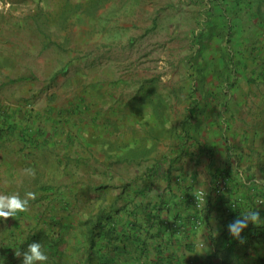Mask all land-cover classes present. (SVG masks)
Returning a JSON list of instances; mask_svg holds the SVG:
<instances>
[{
  "label": "crops",
  "instance_id": "0c3cea01",
  "mask_svg": "<svg viewBox=\"0 0 264 264\" xmlns=\"http://www.w3.org/2000/svg\"><path fill=\"white\" fill-rule=\"evenodd\" d=\"M258 37L255 42L264 45V36ZM223 55L219 68L225 65ZM251 57V64L249 58L239 59L232 77L216 64L207 67V81L201 87L211 90L202 101H196L200 107L205 104L202 110L196 108L193 115L184 117L191 120L187 132L182 125L173 127L171 103L152 93L147 80L141 78L137 87L145 86L147 92L129 99L119 94L115 108H109L115 95L104 108L101 105L106 99L96 98L100 107L91 118L93 126L76 129L68 152L55 149L46 161L34 153L44 148L20 152L34 165L33 180L24 185L21 171L14 166L13 185L3 183L1 190L21 197L27 190L35 192L29 210L44 197L49 202L54 187L66 186L61 173L72 177L73 183L64 190V199L54 198L62 203H56L59 207L51 213L59 226L50 231L60 238L23 241L29 224H18L14 228L18 240L0 239V264H22L23 255L15 253H23L33 242L41 243L48 256L44 264H200L218 250L224 253L236 245L240 263L264 264V46L253 49ZM145 71L142 69V77H148ZM193 77L197 82V76ZM228 81L233 87L229 95L223 92ZM152 102L153 107L160 102L164 112L161 106L151 109ZM193 120L204 124L196 127ZM70 133L67 131L68 137ZM76 139L79 144L69 153ZM40 162L42 170H38ZM9 168L2 167L4 177L11 174ZM199 189L205 190L206 198L195 211L189 199ZM152 194L161 197L158 205L150 204ZM92 201L93 210H89ZM151 209L158 210V215ZM249 211H258L261 217L257 225L250 223L242 231L241 237L252 242L246 246L245 240L241 243L229 234L227 226ZM159 216L169 219L173 227L151 226V220ZM160 243L167 248L158 250Z\"/></svg>",
  "mask_w": 264,
  "mask_h": 264
},
{
  "label": "rangeland",
  "instance_id": "374dc122",
  "mask_svg": "<svg viewBox=\"0 0 264 264\" xmlns=\"http://www.w3.org/2000/svg\"><path fill=\"white\" fill-rule=\"evenodd\" d=\"M261 35L264 0H0V194H6L1 190L3 183L13 185L14 166L21 171L24 185L33 180L26 170H33L34 165L20 152L29 154L30 147L38 151L44 148L34 152L44 161L55 149L65 152L76 129L93 126L91 118L100 107L96 98L101 95L106 99L101 105L104 108L115 95L109 107L115 108L119 94L129 99L140 91L147 92L145 86L137 87L141 78L147 80L152 93L171 103L173 127L182 125L187 132L191 120L184 117L193 115L196 108L202 110L205 104L200 107L196 101H202L211 90L201 87V82L207 81V67L221 66L224 54L225 65H217L219 71L227 69L229 76L236 75L240 60L249 58L247 63L251 64L253 49L263 48L255 42ZM142 69L149 70L145 71L148 77H142ZM227 83L223 92L229 95L233 87ZM159 103L153 107L152 102L151 109L161 106L164 112ZM194 123L196 127L204 124ZM67 131L74 132L68 137ZM27 135L30 138L26 139ZM77 140L69 153L79 144ZM3 166L12 168L6 177ZM38 166L42 170L41 162ZM47 175L46 169L44 177ZM65 176L61 173L66 186L54 187L49 202L44 197L39 205L33 204V211L28 210L30 214L1 218V241L18 240L14 237L18 224H29L23 241L60 238L50 231L59 226L51 213L59 207L56 203H62L54 198L64 199V190L73 183L72 177ZM150 198V204L155 205L161 199L158 194ZM94 203L87 206L89 210ZM151 210L158 215V210ZM28 217L32 218L29 222ZM159 218L151 220V226L171 223ZM231 250V264H244L238 248ZM224 254L218 250L200 264H219Z\"/></svg>",
  "mask_w": 264,
  "mask_h": 264
},
{
  "label": "clouds",
  "instance_id": "9594fccd",
  "mask_svg": "<svg viewBox=\"0 0 264 264\" xmlns=\"http://www.w3.org/2000/svg\"><path fill=\"white\" fill-rule=\"evenodd\" d=\"M26 172L32 176L35 175V171L32 169H28ZM36 197L37 194L32 191L26 192L23 198L19 195V193L11 195L0 194V218L7 220L10 217H15L18 212L28 211L29 202L35 200ZM260 217L261 216L258 211H249L245 213L243 217H237L227 226L229 234L243 243L244 241L241 237L242 231L246 229L250 223L257 225L260 222ZM15 255L17 257L23 255L22 264H44V262L48 259V256L42 250L41 243L38 242L30 243L26 251L23 253L16 251Z\"/></svg>",
  "mask_w": 264,
  "mask_h": 264
},
{
  "label": "trees",
  "instance_id": "16d2710c",
  "mask_svg": "<svg viewBox=\"0 0 264 264\" xmlns=\"http://www.w3.org/2000/svg\"><path fill=\"white\" fill-rule=\"evenodd\" d=\"M29 136L27 135L26 136V139L28 138ZM30 138V137H29ZM194 197V196H193ZM193 197H192V199H189L190 201H192L193 202ZM195 211H197V209H195ZM189 214L191 213V212H188ZM164 220L166 221L165 223H168V222H171L169 219H166V218H164ZM162 226V224L161 225H159V227H161ZM168 226V228H172L173 226H171L170 224L169 225H165V228ZM34 240V239H33ZM243 240H245L246 241V246H249L252 242L251 241H249V239L248 238H245V239H243ZM237 246V245H236ZM236 246H234V247H236ZM233 247V248H234ZM164 248H167V246H163V244H159V247H158V250H165ZM231 251L232 250H230V251H227L226 252V254H224L220 259V263L219 264H231V258L229 257L230 256V253H231ZM218 252V251H217ZM2 264V263H1Z\"/></svg>",
  "mask_w": 264,
  "mask_h": 264
},
{
  "label": "built area",
  "instance_id": "2783aa9c",
  "mask_svg": "<svg viewBox=\"0 0 264 264\" xmlns=\"http://www.w3.org/2000/svg\"><path fill=\"white\" fill-rule=\"evenodd\" d=\"M195 208L200 210L205 202V192L203 190H198L193 198Z\"/></svg>",
  "mask_w": 264,
  "mask_h": 264
}]
</instances>
